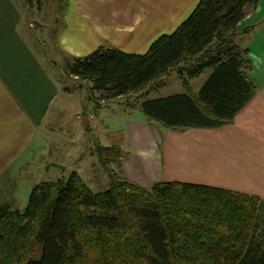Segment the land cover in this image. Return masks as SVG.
Masks as SVG:
<instances>
[{
	"label": "trees",
	"instance_id": "obj_1",
	"mask_svg": "<svg viewBox=\"0 0 264 264\" xmlns=\"http://www.w3.org/2000/svg\"><path fill=\"white\" fill-rule=\"evenodd\" d=\"M260 1L200 0L146 53L100 47L69 60L66 75L111 101L175 71L185 93L130 108L141 110L149 126L178 132L231 125L256 95L249 51L236 36ZM35 2L41 0H28ZM207 69L212 72L194 92L189 79ZM96 151L110 176L106 191L95 193L73 172L35 185L24 211L0 206V264H264L261 198L185 182L147 189L111 167L119 162L122 169L119 148Z\"/></svg>",
	"mask_w": 264,
	"mask_h": 264
},
{
	"label": "crops",
	"instance_id": "obj_2",
	"mask_svg": "<svg viewBox=\"0 0 264 264\" xmlns=\"http://www.w3.org/2000/svg\"><path fill=\"white\" fill-rule=\"evenodd\" d=\"M12 1L0 0V195L16 187L20 164L46 157L44 146L37 152L34 147L36 132L46 125L48 87L52 85L45 64L17 31L19 13ZM199 1H59L58 19L63 24L57 35L59 45L71 59L100 47L142 53V47H150L162 32H174ZM259 6L239 28L263 21L264 0ZM247 49L257 92L233 124L173 131L166 135L162 149L163 140L146 122L131 121L128 130L134 153L122 162L124 177L136 183L202 184L264 201V32H259ZM46 165L49 168L48 162Z\"/></svg>",
	"mask_w": 264,
	"mask_h": 264
},
{
	"label": "rangeland",
	"instance_id": "obj_3",
	"mask_svg": "<svg viewBox=\"0 0 264 264\" xmlns=\"http://www.w3.org/2000/svg\"><path fill=\"white\" fill-rule=\"evenodd\" d=\"M58 2L59 0H41L40 4L36 2L29 4L28 0L11 2L19 13L17 31L23 33L33 47L35 57L45 64L43 67L46 68L45 71L52 82L51 87H48L51 90L50 102L45 108L48 111L46 125L41 126L36 132L34 147L37 152L39 147L44 146L46 157L44 159L37 156L30 159L29 163L20 164V171L16 176V187L12 189L13 191H3L0 195V206L12 204V210H25L35 185L62 178L66 180L73 172H78L95 193L106 191L110 185V176L100 162L96 149L117 147L121 150L124 160L128 154L134 153L128 123L146 121L142 111L132 110L130 105H141L146 100L187 91L180 76L172 71L168 76H162L141 92L111 101H101L99 93H92L89 90L88 82L66 75L65 69L71 56L65 54L59 45L57 35L63 24L58 19ZM259 9L258 5L249 16L255 15ZM263 22L264 19L252 26L247 23L242 28L238 27L236 43L241 48L247 49L256 35L264 32L263 29L261 30ZM171 33L173 32H162L161 35ZM142 49V53L137 54L146 53L149 47L145 49L142 47ZM93 52L83 53L82 57ZM211 72L212 69H207L200 76L189 79L191 89L198 92ZM149 127L155 132L157 138L163 140L162 149L166 144V135L176 132L158 123H153ZM45 161L48 162L49 168ZM54 163L60 164V167L52 166L51 164ZM111 167L120 176L123 175L119 162L111 163ZM138 184L150 189L153 183L143 181ZM262 204L259 213L264 221V203Z\"/></svg>",
	"mask_w": 264,
	"mask_h": 264
}]
</instances>
